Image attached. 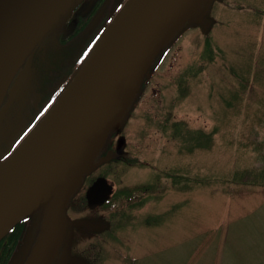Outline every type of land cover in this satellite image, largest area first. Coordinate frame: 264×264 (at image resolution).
<instances>
[{"label":"rangeland","instance_id":"1","mask_svg":"<svg viewBox=\"0 0 264 264\" xmlns=\"http://www.w3.org/2000/svg\"><path fill=\"white\" fill-rule=\"evenodd\" d=\"M95 1L78 0L50 29L72 31ZM199 12L194 19L203 23L186 25L150 66L107 134L106 160L91 166L71 195L67 217L83 225L77 234L91 242L98 264H264V187L234 178L264 163V0H205ZM50 39L36 47L43 52L33 66L37 81L27 91L18 75L14 103L8 94L0 107V163L58 102L27 127L15 110L44 82V62L54 68L66 57ZM173 169L190 187L164 175ZM98 176L112 184V201L92 212L85 193ZM123 186L136 188L131 198L116 193Z\"/></svg>","mask_w":264,"mask_h":264},{"label":"water","instance_id":"2","mask_svg":"<svg viewBox=\"0 0 264 264\" xmlns=\"http://www.w3.org/2000/svg\"><path fill=\"white\" fill-rule=\"evenodd\" d=\"M78 0H0V105L31 51ZM203 0H128L87 63L39 128L0 165V239L41 205L49 204L38 246L27 264H48L63 235L67 200L88 170L104 135L118 121L152 56ZM111 185L89 186V209L103 204Z\"/></svg>","mask_w":264,"mask_h":264},{"label":"trees","instance_id":"3","mask_svg":"<svg viewBox=\"0 0 264 264\" xmlns=\"http://www.w3.org/2000/svg\"><path fill=\"white\" fill-rule=\"evenodd\" d=\"M86 1L89 0H82V2H86ZM125 1L126 0H96L92 9H90L88 13L84 15V17L78 18L77 25L72 31H68L66 29L67 25L60 26V24L55 28H53L52 30L48 31L46 35H49V37L51 38L50 40L52 41V46L57 47L55 48L56 51H61L63 49H66L65 52L66 57L59 55L60 60L59 59L56 60L55 64H57L58 61L59 62L58 65L55 66L54 68H48L49 62L47 64L46 62H44V67L42 68L44 70L43 72L44 82L36 83L37 84L36 92L33 96L29 95L30 100L27 103L19 102L15 104L16 105L15 110H21V113L27 115L26 117H28L26 120V127L34 123V121L43 113V111L62 94L63 92L62 89H64L66 84H70L72 82L73 78L75 77L79 68L81 67V64L83 63L84 59H86L88 53L93 49L92 47L94 46L95 42L101 37L104 31L108 28L112 19L118 13V11L123 6ZM82 2H80V4ZM77 8L74 9L72 14L77 10ZM96 18L98 19L96 20ZM184 25L185 23L177 30L174 36L167 42V44L164 46L165 48L163 47L157 52V54L153 57L151 64L157 61L161 53L166 51V49L171 45L175 37L180 36L181 30L184 27ZM77 39H80L81 43L79 45H75L73 47L74 49L69 51L68 50L69 46L72 43H74V41ZM42 55H43L42 51L36 50V48L33 50L32 67L36 64L37 60H39L40 56ZM55 56L56 55L54 53L51 54V58ZM35 74L32 71L31 82L28 85V87H23L24 90L26 89L27 91L29 90L28 88L32 85L33 79L35 80V82L37 81L38 76L36 79ZM12 92H13V88L11 86L7 95L11 94L10 101L14 103V99H13L14 96ZM25 131L26 129L22 130L20 135L23 134ZM108 152H109V148L107 149L106 145L104 149H102V146L99 147L98 151L96 152V159L99 160L101 157H103V155L108 156L107 155ZM262 156L264 162V153ZM7 157L8 154L6 153L3 159H1V162L5 161ZM133 161L134 160L129 159L126 160V163H132ZM181 172L182 171L180 170L173 169L172 173H169L167 175L164 174V175L170 177L171 180H173L172 182L174 184L179 185L181 184V182H183L184 185L183 187H188V186L190 187V185H188L187 183L188 180L191 179L183 176ZM234 178L238 181L245 178L243 181L248 185L264 187V163L260 168L246 170L241 172L240 174L236 173ZM157 180L158 178H156V183L149 185V187H153L151 189H154L156 187ZM124 187L125 186L121 187V189L117 190L116 193L128 199L131 198L132 193L136 188H128V187L124 188ZM141 188L143 190L148 189L145 187H141ZM109 200L112 201V198ZM24 221L25 220H22L16 225H14L10 229V231L6 234V236H4V238L6 237L11 238V236L14 237L13 239L20 238L23 235L22 232L24 228ZM42 224L39 228V232L44 227V225L42 226ZM4 238H2V240Z\"/></svg>","mask_w":264,"mask_h":264},{"label":"flooded vegetation","instance_id":"4","mask_svg":"<svg viewBox=\"0 0 264 264\" xmlns=\"http://www.w3.org/2000/svg\"><path fill=\"white\" fill-rule=\"evenodd\" d=\"M106 147L109 148V146ZM100 207L95 208L92 212ZM68 208L69 206L65 212L62 238L49 264H98L97 259L92 258L95 256H93L95 248L90 245L91 242L86 244V237L77 234L79 231L76 226L81 228L83 225L68 219ZM24 220L23 235L20 238L13 239L14 237L11 236V238L6 237L0 240V264H26L32 255L37 242L42 214L38 211L35 215Z\"/></svg>","mask_w":264,"mask_h":264}]
</instances>
